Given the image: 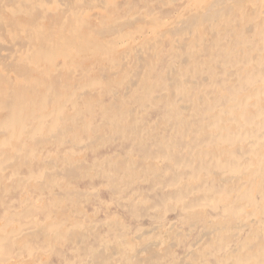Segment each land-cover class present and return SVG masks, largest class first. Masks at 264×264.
<instances>
[{"label": "rangeland", "instance_id": "rangeland-1", "mask_svg": "<svg viewBox=\"0 0 264 264\" xmlns=\"http://www.w3.org/2000/svg\"><path fill=\"white\" fill-rule=\"evenodd\" d=\"M212 1L213 0H174V2L173 0H92L90 5L86 4L87 8H83L81 15L79 14L81 17L79 15L77 16V14H73L72 18L76 19L77 17L75 25L78 27L84 26V30H87V23L90 24V22H92L96 24V18V20H98L97 23L102 20L105 21L106 24L110 23L111 20H113L112 24H115V19H118V24L115 21V25L120 27H118V29H115V25H110V28L108 25L100 24L97 27H103L100 31L102 36L106 32L103 31L104 27H107V35L103 37L108 41H110L109 38H111V40L114 38L112 40V44L114 45L107 49H111L112 52L118 51L120 54L117 53L118 55H112L114 56L112 58L106 53L98 54V52L78 55L82 57L84 62H82L83 65L81 67L77 66L74 62H71V59L62 54L58 55L56 59L51 61L55 62V69L58 72L63 71V69L70 70V72H72L71 77L74 78L76 82H80L84 79L93 80L98 75L100 76V74H103L104 72L101 70V66L104 68H111L114 63L119 62V56H123V62L116 65L117 70H112L114 72H112L113 75L109 72L110 70L106 71L107 73L104 72L106 77L102 75L104 78V80L102 79L105 83L104 85L88 87L86 88L85 93H92L93 95L96 93L97 97L102 94L101 97H98L99 102L96 105L95 111L102 106V103H106V105L110 104L113 99V94H118L119 98L123 100V103L124 101L127 103L125 105L129 106L131 109L133 108L131 117L138 119V122L140 123L141 129L139 134L129 133L127 135L115 133L113 132L115 128H109L108 123L104 121L102 117L96 115L94 118L90 119L92 114L87 113L88 111L82 112L86 107L80 106L77 110L79 111L80 109L82 117H89V119L95 123V127L91 132L92 136L90 138H85L88 142L84 143V145H86L85 149L80 151L78 147L71 148V144L68 142V138H70L68 135H70L71 127H73L74 124L71 121L66 125H62L64 130L67 131H60L66 132L65 134H60L58 137L60 140L56 137V133L51 137V143L47 145L46 149L42 150L40 146L39 151L41 152V159L47 157L52 159H63L65 154L64 151L66 149H69V151H71L70 153L78 151L79 153L77 155L84 159L86 158L88 163H91L95 156L103 158L115 155V159L122 158L124 160V165L128 171L127 174L129 177V169L137 163L136 161L139 162L150 159L154 161L153 166L155 169L161 167L158 170H161V172H159V175L157 174L155 179L152 178L153 174L147 172L146 175L141 174L142 180H139L140 182L138 181L135 184H131V181H129L130 178L124 177L121 172L117 174L118 178L115 182L114 180L108 181V179H105L102 176L103 173H98L92 169L86 177L78 175L77 177H74V179H71L69 187L72 188V186H74L82 192L83 196L78 203V207L84 210L85 213H88V216L86 217L82 215L79 216V219L87 222L93 231H97L104 236H108L110 233L116 231L118 232L119 228L115 225H113L112 229L107 227L105 219H108L109 214L119 212L122 214L120 216L123 217V219H121L128 225L125 232L129 234L131 239L140 235V238L142 239L139 240V242L142 245L143 243H150L149 241L154 238L160 237L162 238V249L167 245L169 247L172 245L174 246L171 251L169 250L171 253L167 252V256L163 260L165 263H171L174 261V258H176L177 263H179V259L180 261L181 259H184L182 263L185 264L190 262L191 259L193 260L196 258L197 260L194 264H198L197 262L199 261V264H217V258L224 255V250H235L238 246H236L235 243L239 242L240 239L244 238L250 232V237L255 240H260L258 237L264 236V215L260 214L262 213L260 210L262 205H264V199L259 193V189L264 187V116L262 117L261 114L253 115L250 118H253L252 122L249 120V117L253 113L246 118L239 116L240 112L245 108H251L252 111L257 109L259 111V107L253 105V103L258 99L261 89L263 88L264 90V0H233L230 2L227 0L225 2L224 0L222 1L224 2V4H222L223 7H221V4H217L220 0H218V2ZM81 2H83V0H79V3ZM211 3H216V5L213 4L215 6H213V8L211 7L212 9L208 8L209 10L211 9L215 11L206 13V16L202 12H205V10L208 9H206L207 6H212ZM226 3H230V7L228 4L225 5ZM54 6V4H51V7ZM89 6H91V8ZM225 6H228L229 9L224 8ZM232 6L234 7L232 8ZM108 7H110L109 9L112 8L110 12L108 11ZM236 7L237 9H235ZM222 8H224V10H222ZM230 8L235 9L233 10L232 16L230 14L231 12H225L232 11ZM216 9L217 11L219 10V13L221 12V16L216 12ZM198 12L202 14V17L204 16V18H206L205 20L202 18L205 21H203L204 23L200 21L201 19L198 20V16L200 15ZM51 13L54 15L49 13L47 15L55 17L54 20H56L57 15L60 14L55 11H51ZM61 15H59V18ZM138 15L139 18H144V22L141 21V24L139 23L140 19L137 18ZM188 16L191 17V20L186 19L187 21H184ZM50 17H48V21L53 20L50 19ZM134 17L136 20H134ZM213 18L217 19L214 23L210 21ZM128 19H131L136 23L134 24L136 28H133L132 21L130 20V23L128 22ZM181 19L183 20L182 23ZM146 20L149 24L145 22ZM174 21H176V24L178 23L176 27H180V23L184 24L182 26L186 27V23L188 24V22H191L192 24V21L193 24H195L196 21L198 25H190L192 30H190V26L189 29H187V26L184 28V31L183 27H181L179 28L181 32L177 28L180 33L178 35L176 27L175 29L172 27V29H170L169 27ZM65 22H67V20ZM43 23L48 24L46 20ZM81 23L82 25L80 26ZM146 23L150 25L152 29H148ZM222 25L224 27H222ZM112 26L114 27V30ZM123 27H125V31L122 30L124 29ZM212 28H214V31H212ZM164 29V32L167 33L160 31ZM158 30L162 34L158 32ZM171 30H174L177 34L172 31L175 34L170 35L172 33ZM109 32L111 35L108 34ZM153 32H155L154 37ZM213 32H215V34ZM89 34L92 35L93 32L90 31ZM195 34L197 39L194 37ZM211 34H214L216 39H214ZM80 38L83 39L81 36ZM184 38L188 41H184ZM157 39L160 40V44H158L159 42H155L158 41ZM123 41L125 42L123 43ZM150 41L154 43L153 47H151L147 54L150 57L147 56L149 58H147V61L146 56H144L142 59L146 61L143 62V60L140 61V59L139 62L141 65H139L137 56L131 51V47L135 44L148 45ZM183 41L184 43L186 42V44H184ZM181 42L183 43V47L180 48V46H182L180 45L182 44ZM211 42L213 44H211ZM222 43H224V46ZM205 44L207 45V48L205 47ZM177 46L179 47L178 50H176ZM202 48L209 49V52L207 50L209 55L206 54ZM182 49H184V52ZM59 50L58 54L63 52V47ZM188 52L190 54H188ZM254 53L256 54V57ZM184 57L187 58V62H197L198 60H202L200 61L202 65L197 72L195 70H191L190 72V66L186 68L184 72L187 73V77L185 76L181 82H177L175 80L176 73L178 69L180 70L181 66H184L186 60ZM204 60L207 61L205 62ZM67 61H70V63L67 64ZM132 64H134L135 67L132 66ZM144 64L145 66L142 67ZM85 65H87L86 68H84ZM184 67H187V65ZM98 68H100L101 71L98 70ZM97 70L99 71L98 74L95 73ZM117 71H120V74H118ZM122 71L124 72V77L128 80L131 79V82L133 81L132 83L128 81V86L118 84L121 79ZM232 71L233 73L235 71V73L232 74ZM172 72L174 73L173 77ZM226 72L229 76H227ZM109 73L112 76H110ZM132 73L134 75H132ZM202 73H204L203 76ZM83 74L86 76H83ZM89 75L91 78H89ZM135 75H139L137 77L138 79H136ZM108 76H110L109 79ZM205 76L207 77L204 78L206 81L203 79ZM170 77H172V79ZM10 78L14 79L15 76L11 75ZM187 78L189 80H187ZM135 79L136 81L138 80L137 83ZM168 79L170 81H168ZM145 80L148 85L143 89L142 83ZM163 82H168V84H170V82L173 83L166 88ZM106 87H109L108 90L113 91V94H104V91H108ZM128 87L131 91H134L136 95L129 94L124 96L126 90L128 91ZM166 94L169 96L171 95L172 97H167ZM146 95H150L149 98H146ZM143 98L145 99V102L141 103L140 100ZM194 99H197L195 103ZM199 101L201 103H199ZM178 105L184 106L183 108L185 109H182V107H179ZM185 105H189L190 109L185 107ZM36 106H39L46 111V109H44L43 106H40L39 103L35 104V107ZM64 108L69 114L73 111L71 104H67ZM187 112L188 114H186ZM209 112L216 113L213 116H210L208 115ZM260 112L264 113V107L263 109H260ZM221 116L224 117V119H222ZM131 117H128L127 121H130ZM77 118L79 119L81 116H77ZM159 118L163 122L157 125V121H161ZM218 121L222 124L219 129L216 128V122ZM101 123V127L98 128ZM241 123H245V126H249L250 128H238V126H241ZM78 124H80V126L84 125L82 120ZM65 127H69V129H65ZM205 129L207 132H205ZM99 130L100 133L103 134L104 137H102L104 139L101 135V138L98 136L100 134ZM203 132H205V134ZM252 133H254L255 136ZM78 136L84 137L85 135L80 133ZM78 136L77 138H79ZM197 136L199 137L197 138ZM109 138H112V140H109ZM57 139L58 141H56ZM92 140L93 143H91ZM237 145L239 147H237ZM95 147L97 149L96 151H94ZM236 147L238 150L235 149ZM208 148L218 150V160L210 159L207 155H204L206 151L209 150ZM47 149L50 151H47ZM132 150H134V152H132ZM129 151L132 152L131 156L128 155V153H130ZM194 151L197 153V156H194ZM48 152L52 154L50 155ZM236 152L238 153L236 154ZM207 160L210 161L209 166ZM39 164L38 161H34L32 164L33 169L36 168L37 165L39 166ZM109 169L111 170L112 167L110 166ZM210 170L211 172L213 171L212 178L207 177V173ZM107 171L109 172L108 169ZM26 172V170H23L20 174L23 175L26 174ZM166 174L169 176L166 177ZM8 175L9 170H6L5 177H7V179H9ZM214 175L219 177L217 178ZM195 176H197V178H193ZM199 176L204 180H198ZM232 176L233 178H231ZM227 177L230 179V181L228 179V182ZM235 177L239 179H235ZM188 182H190L191 186H187ZM119 188H123L125 191L120 193ZM206 188L211 190L213 196L214 194L215 196L217 195V198L207 199L206 195H204ZM255 188L256 191H254ZM17 189L18 190H13L6 194L5 199H0V203H2V200H14L13 206L15 209L12 210L22 211L25 217L27 216V212L30 211L35 214V208H43L44 204L48 203L50 200L36 199L35 190L30 189L28 192L32 200L29 197L30 199L27 204H34L28 208H23L22 200L24 197L26 198L28 194L22 189ZM54 191L60 192L59 188H55ZM225 192L228 193L227 199L218 198L219 194ZM250 193H252L254 197L252 200H248L250 199ZM178 195H182V197L179 199H172L176 198ZM165 197L168 199H165ZM62 203L61 208L63 211L65 210V212L59 210L58 212L53 213L54 217H56V215L58 216V218L56 217L57 221H62L63 217L67 215L72 217L76 215L75 212L77 208H75L72 202H69L67 199H62ZM135 203L137 206L134 205ZM124 205L126 206L125 209L122 208ZM131 206L137 207L138 215L133 216L131 212H129L128 209H131ZM18 208L20 209L18 210ZM113 216L114 215H110L109 218H112ZM13 221V223L8 224L6 227H13V225L20 222L17 217H14ZM209 221L214 223L212 226L215 228H217L220 223H228L225 225V229L220 232H222L225 237H227V234H229L230 237L232 234L233 237H227L229 240L225 241V243H220V240H217L214 244H210L211 241L205 236H202L210 231L205 228V223H208ZM42 222L46 223L47 220L44 219ZM95 224L98 225L97 228L95 227ZM41 225H44V223ZM242 226L245 227L243 228ZM238 227H240V229ZM34 229L35 228L32 227L30 230L31 233L36 231ZM176 234L181 235V237L178 235L176 236ZM205 235L207 236V234ZM205 238L208 240L207 242L204 240ZM95 239L96 237L93 236L89 239V242L93 243ZM30 240L33 239L30 238ZM41 240L42 239H39V241ZM33 241L36 242L35 240ZM173 242L175 245H171ZM229 244L231 245L229 246ZM36 245L39 249L29 252L26 251L21 256H18L17 253L13 252L6 256L4 261L0 264H15V262H17L16 264H21V261H24V264H62V257L61 255H58L60 250L65 253L67 258L71 260L73 258L72 249H74V247L72 245L60 246L58 248H48L47 245L42 242L39 244L37 243ZM167 247L163 250L167 249ZM142 248L143 247H141V249ZM191 250L192 258L190 259ZM205 250L211 251V255L207 257L206 261H204L203 258ZM251 253H254V251ZM237 256H241V253H233L227 263L230 264L229 262H233L232 260ZM43 257L47 258L44 259ZM116 258L118 257L110 260V264L116 263ZM107 263L109 262L107 261ZM177 263L175 262L173 264Z\"/></svg>", "mask_w": 264, "mask_h": 264}, {"label": "bare ground", "instance_id": "bare-ground-1", "mask_svg": "<svg viewBox=\"0 0 264 264\" xmlns=\"http://www.w3.org/2000/svg\"><path fill=\"white\" fill-rule=\"evenodd\" d=\"M65 1L66 0H0V199H5L6 194L12 192L13 190H18L17 188L22 189L26 194H28V196L26 198L24 197L22 200L23 201V208H28L29 206H32L34 204V203H28L27 204V202L31 198L29 196L30 194L28 192L30 189L35 190V193H36L35 198L36 199H50L48 203L44 204L43 208H39V207L35 208L36 209L35 214H33L32 211L27 212L26 217L23 215L22 211L20 212V211L12 210V209H15V207L13 206L14 200H9V201L2 200V203H0V209H1V211H0L1 212L0 223H2V224H0V263L4 261V258L6 256H8L9 254H12L13 252L17 253L18 256H21L26 251L29 252L32 250L39 249V247L36 244L37 243L39 244L40 242L45 243L48 248H55V247L58 248L60 246L63 247L65 245H72L74 247V249H72V255H73L72 260L67 258L65 256V253L62 252L61 250L58 253V255H61V257H62V262H63L62 264H110V260L115 259V257H118V258H116L117 262L114 264H119V263L120 264H173L175 262L177 263L176 258H174V261L171 263L170 262H168V263L163 262L164 258L167 256V252L171 253V252H169V250L171 251L172 247H174L172 245V244H174V242L171 243V245H172V246H170L171 248L167 245L168 247L166 246L167 249H165V250H163L164 248H166L165 246L163 249L161 248L162 238H160V237H157V238L150 240L149 241L150 243L147 242V243H143L141 245V243L139 242V240L142 239V238H140L141 237L140 235L138 237L131 239L129 237V234L127 232H125V229L128 227V225L126 224V222H124L122 220L123 217L120 216L122 214L119 212H114L113 214H109L108 219L107 220L105 219V221L107 223V227H109L110 229H112L113 225H115L117 228H119L118 232L116 231V232L110 233L108 236H104L97 231L96 232L93 231V229L90 228V226L88 225L87 222H84L81 219H79V216H82V215L87 217L88 213H85L84 210H82L81 208L78 207V203H79L80 199L82 198L83 194L76 187H74L72 185H71L72 188L69 187V185L71 184L70 183L71 179H74V177H77L78 175L86 177L88 175V173L91 172L92 169L98 173H103V175L102 174L101 175L105 179H108V181L114 180L116 182V179L118 178L117 174L119 172L123 173L124 177H129V175L127 174L128 171L126 170L125 165H124V160L122 158L120 159L118 155L117 156L119 159H115L116 158L115 155L106 156L103 158H100V157L98 158L95 156L94 159L92 160V162L88 163L86 161L87 160L86 158L84 159L83 157H79L77 155L79 153L78 151L70 153L71 151H69V149H66L64 151L65 154H64L63 159H52L50 157H47L45 159H41V155H40L41 152L39 151L40 146H41L42 150H44V149H46L47 145H49V143H51V137H53L56 133H57L56 134L57 138L60 136L61 133L65 134L66 132H60L61 130L62 131L64 130L62 125H64V124L66 125L68 122H71V121L74 124H73V127H71L70 135H68L70 137V138H68L69 139L68 142L71 144V148L78 147L80 151H83L85 149L86 145H84V143L87 142L85 138L86 137L90 138L92 136L91 132L95 127V123H93L90 119L94 118L96 115L102 117V119L108 123L109 128L112 129L114 127L115 129L113 130V132H115V133H121V134H127V135L129 133L130 134L131 133L139 134L140 129H141V126H140V123L138 122V119L131 117L133 108L131 109L129 106L125 105L127 103H125V101L123 103V100H121V98H119L118 94L114 95L113 91H109L108 90L109 87H106L108 91H104L103 93L104 94H113V99L110 102V104H108V105H106V103H102V106L97 111H95V110H96V105L99 102L98 97H101L102 94L100 96L98 95V97H97L96 93H95V95H93L92 93H91L92 95L89 93H87V94L85 93L86 88H88V87H93L96 85H104L105 83L102 81V79L104 80L102 75L105 76L104 72H106V71L110 70L109 72H111V74H112L113 69L117 70L116 65L118 63L123 62V59H122L123 56L122 57L119 56V62L114 63L111 66V68H104L103 66H101V70L104 71L103 74H100V76L98 75L93 80L92 79H87V80L84 79L80 82H76L74 80V78L71 77L72 72H70V70L63 69V71L58 72L55 69V67H56L55 62H51V61L56 59L58 57V55H60V54L64 55L65 57H68L69 59H71V62H74L77 66H80V67L83 65L82 64L83 60H82V57H80L78 55L93 54V53L98 52V54L106 53L107 55H110V57L112 58L115 56V54H117V53L120 54V52H118V51L112 52L111 49L110 50L107 49V48H111V46L114 45V44H112V42H113L112 40L114 38L112 40H111V38H109L110 41H108V40H106V38L103 37V36L107 35V33H106V32H108L107 27H104L103 31H106V32L104 33L103 36L100 33V31L103 27L102 28L97 27L100 24L101 25L104 24V25H108L111 28L110 25L114 26L116 24V22L118 24V22H119L118 19H115V21H116V22L114 21L115 24H112L113 20H111L110 23L106 24V22L102 21V20H101V22L97 23L98 20H96L97 19L96 18L95 19L96 24L92 23V22H90V24L87 23L88 29L84 30L85 29L84 26L78 27L77 25H75L77 17H76V19L72 18V17H73V14L74 15L77 14V16L79 14L81 15L83 8L84 7L87 8L86 4L90 5V2L92 0H83V2H81V3H79V0H77V1H75V0L68 1L67 0L68 2L67 1L65 2ZM213 1L218 2V0H213ZM220 1H219V3H217L218 5L224 4V2H222L224 0H220ZM227 1L230 2L233 0H227ZM173 2H174V0H173ZM225 2H226V0H225ZM51 4H54L55 6L51 7ZM102 4H103V1H102ZM213 4L216 5V3H213ZM213 4H212V6L211 5L207 6L206 9L208 7L213 8V6H215ZM227 4L228 3H226L225 5H227ZM91 6H89V7L91 8ZM111 7H113V6H111ZM221 7H223V5ZM229 7H230V5H229ZM233 7L234 6H232V8ZM109 8L110 7H108V9ZM209 8L207 10H205V12H202V13H204L207 16L206 13H209L210 11L211 12L215 11V10H211L212 8L209 10ZM224 8H228V6H225ZM224 8H222V10H224ZM232 8H230V9H232ZM217 9H218V7H217ZM217 9H216V12L219 13V10L217 11ZM235 9H237V7ZM235 9H232V11H228V12L225 11V12L226 13L231 12L230 14L232 16L233 10H235ZM110 10H112V8L109 9L108 11L110 12ZM51 11L58 12V13H60L59 15L62 14L61 15L62 17L60 16V18H59V15H57L56 20H54L55 17L51 16V15H54L51 13ZM240 11H242V10H240ZM180 12H181V10H180ZM48 13L51 15L48 16L47 15ZM198 13H200V12H198ZM220 13H219V15H220ZM201 15L202 14L200 13V15H199L200 18L198 16V20L201 19L200 21L203 22L206 18H204V16L202 17ZM192 16H195V15H192ZM231 16H229V17H231ZM48 17H50V19H53V20L48 21ZM137 18L140 19L139 20L140 22L138 21L140 24L142 22H144V18H142V17H141L142 19L139 18V15L137 16ZM190 18L191 17L188 16V18L186 17L184 21H187L188 19L191 20ZM202 18H204V20ZM213 19L210 20V21H212V23L217 21L216 18L214 20ZM45 20L48 22V24L43 23ZM66 20H67V22H65ZM130 20L128 22H130ZM134 20H136V18ZM218 20H220V19H218ZM145 22H147V20ZM182 22H183V20L181 19V23ZM181 23H180V27H176L178 23L176 24V21H174L169 25V27H170V29H172V28L175 29V27H176V31L178 32V35H179L180 34L179 28L183 27V31H184L185 30L184 28H186L187 26H188L187 29H189L190 25H193V26H196L195 24L198 25V23H196V21H195V24H193V21H192V24H191V22H188L189 25L186 23V25H185L186 27L182 26L184 24H181ZM132 24H133L132 26H134V24H136V23L132 21ZM148 24H147V28L152 29V27ZM81 25H82V23L80 24V26ZM199 25H200V23H199ZM236 26H237V24H236ZM118 27H119L118 25H115V29H118ZM125 27H123L124 29H122V30L125 31ZM222 27H224V26L222 25ZM222 27H219V28H222ZM129 28H130V26H129ZM133 28H136V27L134 26ZM177 28L179 31L177 30ZM113 30H114V27H113ZM113 30H110V31H113ZM166 30H168V29H166ZM190 30H192L191 26H190ZM90 31L93 32L92 35L89 34ZM160 31L164 32L165 29L160 30ZM160 31L158 30V32H160ZM172 31H174V30H171V32ZM187 31H189V30H187ZM212 31H214V28H212ZM251 32H252V30H251ZM153 33H154V35H153V37H154L155 32H153ZM164 33H167V32H164ZM175 33L172 32L171 34L170 33L169 34L174 35ZM213 33L215 34V32H213ZM248 33H250V32H248ZM108 34L111 35L110 32ZM196 34L194 37L197 39ZM214 34H211V35H213L214 39H216L215 38L216 36H214ZM178 35H175V36H178ZM80 36L83 39H81ZM220 36H222V35H220ZM220 36H219V38H220ZM74 37H79V38H74ZM211 39H213V38H211ZM115 40H117V39H115ZM183 40L186 41L187 39L184 38ZM184 41H183V43H184ZM124 42L125 41H123V43ZM155 42H159L158 44H160V40L155 41ZM161 42H162V40H161ZM186 42L184 44H186ZM183 43L180 44V45H182V46H180V48L183 47ZM153 44L154 43H152V41H150L148 43V45L147 44H144V45L135 44L131 47V51L137 56L138 62L140 59H141L140 61H142L143 60L142 58L144 56H146V59L148 58L147 57V56H149V55H147L148 51L151 49V47H153ZM195 44H196V42H195ZM211 44H213V43L211 42ZM222 45L224 46V43H222ZM119 46H120V44H119ZM206 46L207 45L205 44V47ZM62 47H63V52L58 54V52L60 51L59 49ZM209 47H211V46H209ZM245 47L248 48L247 46H245ZM80 48H81V50H80ZM103 48H104V50H103ZM178 48L179 47L177 46L176 50H178ZM182 50L184 52V49H182ZM202 50L206 54L209 55V53H207V50L209 52V49L202 48ZM84 51H86V52H84ZM121 53H123V52H121ZM126 53H128V52H126ZM188 54H190V53L188 52ZM112 55H114V56H112ZM208 55H206V56H208ZM252 57H253V55H252ZM255 57H256V54H255ZM148 59H147V61H148ZM185 59L186 60L184 62V66L187 65V67L181 66L180 70L179 69L177 70V73L175 72L176 70L174 71L176 73L175 80L177 82H181L183 80V78H185V76L187 75V73L184 72V70L186 68H188L190 66L189 67L190 72H191V70H195L197 72L198 70H200V67L202 65V63H200V61H202V60H198L197 62H195V61L187 62V58H185ZM217 59H218V57H217ZM135 60H136V58H135ZM253 60H254V58H253ZM144 61H146V60H143V62ZM204 61L206 62L207 60H204ZM68 63H70V61H67V64ZM134 64H132V66L135 67ZM123 65H125V64H123ZM139 65H141L140 62H139ZM86 66L87 65H85L84 68H86ZM144 66H145V64L142 65V67H144ZM219 66H217V67H219ZM205 67H207V66H205ZM219 68H217V69H219ZM82 69H83V67H82ZM98 70H100V68H98ZM98 70L95 73L98 74V72H99ZM140 70H142V69H140ZM134 71H136V70H134ZM119 72L120 71H117L118 74H120ZM139 72H137V73H139ZM168 72H169V70H168ZM95 73H93V74H95ZM204 73H202V76ZM234 73H235V71H234ZM234 73L232 71V74H234ZM109 74H107V75H109ZM111 74H110V76L113 75V74L112 75ZM11 75H14L15 78L14 79L10 78ZM132 75H134V74L132 73ZM173 75H174V73L172 74V77H173ZM83 76H86V75L83 74ZM110 76H108V79ZM135 76H136V79H138L137 77L139 75L138 76L135 75ZM227 76H229L228 73H227ZM172 77H170V78L172 79ZM89 78H91L90 75H89ZM204 78H207V77L205 76V77H203V79ZM80 79H82V78H80ZM136 79H135V81H136ZM169 79H168V81H170ZM76 80H78V79H76ZM130 80H128L126 77H124V72L122 71L121 79H120L118 84L123 85V86H128L127 83ZM187 80H189V79L187 78ZM137 81H136V83H137ZM204 81H206V80L204 79ZM232 81H234V80H232ZM172 83L170 82L171 85H172ZM195 83H196V81H195ZM163 84L166 86V88H167V86L170 85V84H168V82H163ZM146 85H148V83L145 80L142 83L143 89H145ZM132 86H130V87H132ZM262 90H263V88L261 89V91L259 93L258 99H256V101H254V103H253V105L259 107V111L257 109L252 111L251 108H245L242 112H240L239 116L246 118L253 113L249 117V120L251 122H252L253 118L252 119H250V118L253 115L261 114L262 117L264 116V113L260 112V109H263V107H264V99H263V94H264L263 91L264 90L263 91ZM129 94L136 95V93H134V91H131L130 88L128 87V91L126 90V93H124V96L129 95ZM149 96L150 95H146V98H149ZM170 96L167 95V97H170ZM154 98H156V97H154ZM210 98H212V97H210ZM162 99H163V97H162ZM169 99H171V98H169ZM198 99H199V97H198ZM195 101H197V99H194V103H195ZM140 102L141 103L145 102V99L143 98L142 100H140ZM37 103H39L40 106H43L44 109H46V111H44L43 108H41L39 106L35 107V104H37ZM80 103H82L84 105H82ZM199 103H201V102L199 101ZM67 104H71V106L73 108V111L70 112V114L64 108V106H66ZM80 106L86 107V109H84L85 111L82 110V112L88 111L87 113L92 114L90 119H89V117H87V118L82 117V112L80 113V109H79V111L77 110ZM179 107H182V109H185V108H183L184 106H179ZM185 107L190 109L189 105L188 106L185 105ZM94 113H95V115H94ZM215 113L216 112H214V113L209 112L208 115L213 116ZM186 114H188V112ZM77 116L78 117L81 116V118L78 119ZM192 116H193V114H192ZM128 117H131L130 121H127ZM171 118H172V116H171ZM222 119H224V117H222ZM81 120L84 123L83 126H80V124H78ZM158 122L159 121H157V123L156 122L155 123L157 125H159L163 121L161 120L159 123ZM101 125H102V123L99 124L98 128L101 127ZM157 125H155V126H157ZM221 125L222 124L220 121L216 122V128L219 129L221 127ZM240 125L241 126H238V128H240V127H243V128L246 127L247 129L250 128L249 126H245V123H241ZM145 126H147V125H145ZM65 129H69V127L68 128L65 127ZM64 131H67V130H64ZM205 132H207V130ZM205 132H203V133L205 134ZM80 133L84 134L85 136L79 137L78 134H80ZM99 133H100V130H99ZM252 134H254V133H252ZM100 135H101V137L103 136V134H101V133L98 136L100 137ZM77 136L79 138H77ZM200 136H201V132H200ZM242 136H243V134H242ZM254 136H255V134H254ZM94 137H96V136H94ZM138 137H139V135H138ZM188 137H189V135H188ZM198 137L199 136H197V138ZM58 139L56 141H58ZM109 140H112V138H109ZM91 143H93V140ZM244 146H246V145H244ZM237 147H239V146L237 145ZM237 147L235 149L238 150ZM96 150L97 149L95 147L94 151H96ZM47 151H50V150L47 149ZM195 151H194V153H195L194 156H197V153H196L197 151L196 152ZM129 152L130 153H128V155L131 156L132 152H134V150H132V152L131 151H129ZM238 152H236V154ZM48 153H50V152H48ZM51 154L52 153H50V155ZM204 155H207V157L210 159H214V160L219 159L218 150L214 149V148H210L209 150H207ZM34 161H38L40 164H39V166L37 165V167L33 169L32 164ZM136 162H135L136 164H134L129 169V173H130V177H129L130 180L129 181H131V184H135L139 180H142L141 174L146 175L147 172H149V173L153 174L152 178L155 179L157 174L159 175V172H161V170L158 171L159 168H161V167L155 169V167L153 166L154 161H152L150 159L149 160H142L139 162L136 161ZM207 162H208V166H209L210 161L207 160ZM110 166L112 167L111 170L109 169ZM107 169L109 170V172L107 171ZM6 170H9V175H8L9 179H7V177H5ZM23 170L24 171L26 170L27 172H26V174L21 175L20 173H22ZM156 171H158V172H156ZM154 172H156V173H154ZM212 172H211V170L208 171V173H207L208 178L213 177ZM167 176H169V175L166 174V177ZM215 177H217V176H215ZM193 178H197V176H195ZM231 178H233V176ZM241 178H242V176H241ZM228 179L229 178L227 177V182H228ZM235 179H239V178L235 177ZM235 179H234V181H235ZM198 180L203 181L204 179H202V177L199 176ZM241 180H243V179H241ZM121 181H123V180H121ZM229 181H230V179H229ZM111 184H112V181H111ZM189 185L191 186L190 182L187 183V186H189ZM55 188H59L60 192H55L54 191ZM184 188H186V187H184ZM256 188L254 189V191H256ZM114 191H115V189H114ZM123 191H125V189L119 188L120 193H122ZM259 193L262 195V198L264 199V187L259 189ZM227 194H228L227 192H225L223 194H219L218 198L227 199L228 198ZM204 195H206L207 199H216L217 198V195L215 196V194H214V196H213V193L208 188H206V190L204 191ZM181 197H182V195H178L176 198H172V199H179ZM249 198L250 199H248V200H252L254 198L252 193H250ZM62 199H67L69 202H72L74 204L75 208H77L76 212H75L76 215H74L73 217L70 215H67V216L63 217L62 221H57L56 217L58 218V216L56 215V217H54L53 213L58 212L59 210L63 211L61 208ZM165 199H168V198L165 197ZM31 200H32V198H31ZM40 205H42V204H40ZM62 205H63V203H62ZM134 205L137 206L136 203ZM122 208L125 209L126 206L124 205V207H122ZM19 209L20 208H18V210ZM128 210H129V212H131V214L133 216L138 215L137 207L131 206V209L129 208ZM260 211L262 212L260 214L264 215V205H262V208ZM63 212H65V210ZM110 215H114V216L112 218L111 217L109 218ZM14 217H17V219H19L20 222L16 225H13V227H9V226L6 227L8 224H11L14 222L13 221ZM169 217H171V216H169ZM44 219L47 220L46 223L42 222ZM146 221H143V222H146ZM43 223H44V225H41ZM213 224L214 223H212L211 221H209L208 223L207 222L205 223L206 230H210V231L208 233H205V234H207V236L204 233H203L204 235H202V236L203 237L205 236L207 239H209V241H211L210 244H214L217 240H220L219 241L220 243L221 242L225 243V241H228L229 240L228 238L230 237V235L227 234V237H228L227 238V237H225V235H223L222 232H220V231H223L225 229V225H227L228 223H222V224L220 223V224H218L217 228L212 226ZM32 227H34L35 228L34 230H36V231L35 232L33 231L31 233L30 230L32 229ZM95 227L97 228L98 225L95 224ZM238 228L240 229V227H238ZM178 233H180V232H178ZM250 233L247 234L244 238L240 239V241L238 240L239 242L235 243L236 246L238 245L235 250H232V251L224 250L225 251L224 255L222 257L217 258V264H228L227 261H229V259L233 255V253H237V254L241 253V256L235 257L234 260L231 259L233 262H229L230 264H264V236L258 237V238H260V240L258 239L259 240L258 241L257 239L256 240L252 239V237H250L251 236ZM143 235H144V233H143ZM177 235L179 237H181V235L176 234V236ZM93 236L96 237V239L93 243H90L89 239ZM40 237H42V238H40ZM171 237H173V236H171ZM232 237L233 236L231 234L230 238H232ZM30 238L35 240L36 242H34L33 240H30ZM206 238L204 240H206V242H207L208 240ZM39 239H42V240L39 241ZM175 239H177V238H175ZM201 239H202V237H201ZM144 244H146V245H144ZM139 245H141V246H139ZM230 245L231 244H229V246ZM138 247H140V248H138ZM141 247H143V248L141 249ZM252 251H254V253H251ZM143 252H144V254H143ZM191 254H192V250L190 251V256H191ZM210 255H211V251L205 250L203 253L204 261H206L207 257ZM42 256H43V254H42ZM43 258H41V259H43ZM45 258H47V257H45ZM191 258H192V256L190 257V259ZM32 259H34V258H32ZM196 260H197L196 258L193 260L191 259L190 262H188L189 261L188 260L187 261L188 263H185V264H194V262ZM32 261H34V260H32ZM107 261L109 263H107ZM182 261H184V259L183 260L181 259V261L179 259V263L181 262L180 264H183ZM21 262H22L21 264H24V261H21ZM199 262H197V263L199 264ZM16 263L17 262H15V264ZM179 263H177V264H179ZM8 264H10V263H8Z\"/></svg>", "mask_w": 264, "mask_h": 264}]
</instances>
